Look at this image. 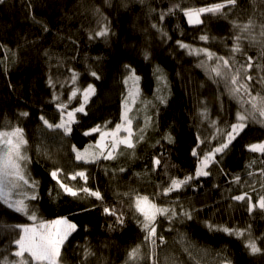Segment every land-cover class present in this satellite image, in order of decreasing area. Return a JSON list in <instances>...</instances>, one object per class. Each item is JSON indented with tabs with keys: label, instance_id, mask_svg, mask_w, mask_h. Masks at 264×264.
I'll return each mask as SVG.
<instances>
[{
	"label": "trees",
	"instance_id": "obj_1",
	"mask_svg": "<svg viewBox=\"0 0 264 264\" xmlns=\"http://www.w3.org/2000/svg\"><path fill=\"white\" fill-rule=\"evenodd\" d=\"M221 2L6 0L0 5V130H24L28 160L23 164L38 182L37 199L28 201L30 210L40 220L66 217L77 225L61 249L62 264H125L136 245H141L144 257L140 264H151V248L144 243L145 233L138 223L142 217L131 207L135 193L154 197L158 205L178 213L171 220L160 216L156 221L157 233L166 241L156 248L157 264H264V253L250 255L244 247L247 231L238 239L207 227L211 223L247 229L264 249V210L256 207L249 213L247 199L255 204L264 196L260 174L264 155L248 150L249 145L264 142V126L249 122L224 152L215 154L206 169L210 174L195 177L204 155L227 142L224 133L236 123L241 109L229 95L230 85L210 79L198 64L200 58L180 44L208 49L233 60L236 68L251 58V90L264 92L259 82L264 72L255 67L264 65V37L260 35L264 0H237L236 6L223 10V16L203 14V23L195 25L187 22L181 10ZM249 18L256 26L242 34L241 51L234 54V38L241 33L233 22L243 24ZM105 27L107 35H96ZM201 35H207L208 41H202ZM159 71L165 79L161 92ZM73 73L79 90L92 85L95 94L85 111L75 114L72 132L65 137L45 128L40 117L59 123V103L53 95L61 93V100L67 99ZM133 74L139 77L141 98L152 101L147 109L149 124L135 137V147L119 151L114 159L89 164L76 161L73 146L79 151L89 148L100 134L84 135L86 131L97 125L112 129L120 122L122 100L129 89L125 80ZM82 99L80 91L66 111L79 107ZM25 112L27 116L21 115ZM193 149L197 156L192 155ZM154 159L160 160L159 166H154ZM54 168L66 175L86 171V186L100 191L103 199L65 194L50 175ZM189 175L195 178L188 185L168 196L161 194L170 178ZM65 182L77 187L85 184L79 178ZM245 194L244 201L232 198ZM105 207L122 214L123 224L105 214ZM181 211L192 213L193 219L179 215ZM30 223L27 216L0 204V258H12V241L18 232L12 226Z\"/></svg>",
	"mask_w": 264,
	"mask_h": 264
},
{
	"label": "snow or ice",
	"instance_id": "obj_2",
	"mask_svg": "<svg viewBox=\"0 0 264 264\" xmlns=\"http://www.w3.org/2000/svg\"><path fill=\"white\" fill-rule=\"evenodd\" d=\"M5 2L6 0H0V5ZM236 4L237 0H223L221 3H213L210 6L190 7L181 10L183 11L184 16L187 17L189 24H201L203 23L201 19L203 14L223 16V10L226 7H234ZM29 7H31V5H29ZM97 11L99 10L97 9ZM161 19H163V14L161 15ZM35 22L40 23V21ZM255 26V21L251 18L243 24L233 22V27L238 28L241 34L236 35L234 38L233 47L231 49L232 53L235 54L241 51L239 42L242 39V34L250 33ZM153 27H155V25H153ZM260 28V35L261 37H264V24H261ZM45 30L47 29L45 28ZM96 35H107V27H105L104 30L98 31ZM200 39L202 41H208L209 37L207 35H201ZM254 39L255 38L253 37V40ZM180 47L189 48V46L185 44H180ZM189 52L190 54L193 52L197 55L202 54L207 57L208 61H214V65L211 66L205 65L202 61L201 66L206 68L210 79L215 80V78H219V80L226 82V86L230 85V87H228L229 95L236 100L241 109V111H238L236 114V123L231 124L230 131L224 133L227 142H221L218 147H215L211 152L205 154L203 159L199 161L195 177H200L208 176L210 174L206 169L210 163L214 162L213 158L215 154L224 152L229 144H231V142L247 127L249 122L259 123L264 126V92L254 93L251 90L250 82L253 80V76L249 73V70L254 67L251 58L248 59L246 64L236 68L233 60L226 59L223 56H217L208 49L189 48ZM125 67H127V65ZM255 67L264 72V65H255ZM92 75L96 76V73L93 72ZM76 78V73H73L71 78L73 83H75ZM96 78L99 79L98 76H96ZM128 79H131L135 86V82L139 80V77H136L133 74L129 76ZM259 82L264 85V75L260 77ZM127 83L128 80H125V84ZM78 91L82 92L83 97L80 106L71 111H66L67 105L59 103L57 105V108L61 113L59 123L50 122L45 117L41 116L40 119L45 128L50 131L62 132L65 137L71 134V125L76 122L75 114L83 113L85 111V105L90 97L95 94V88L92 85H88V87L83 90L73 89L68 100L71 101L76 98ZM138 94V88H135L134 91H129L128 95L132 98V103H135V98ZM53 100H58V97L53 95ZM131 110L127 98H125V101L122 104L120 122L116 123L114 129L102 130L101 126L97 125L90 131H86L84 135H90L94 132L100 133V138L96 141V144L90 146L99 149V151L90 152L88 149H85L81 152L73 146L72 151L75 153L76 161L89 164L96 163L101 158L114 159L120 145H124L127 149H133L135 147L133 139L135 132L133 131V118L129 116ZM65 112L67 119H65ZM201 114L206 115L205 113ZM21 115L27 116L28 113L25 112ZM106 127L107 126L105 125V129ZM141 131L143 130L141 129ZM122 132L126 133V135L122 136ZM108 138H111L110 143L107 142ZM168 139L171 142L172 138L168 137ZM27 145L28 141L25 138L24 130L22 128L14 127L0 130V204L6 205L8 209H11L16 213L27 216L28 220L32 221L31 225L16 224L12 226L13 230H18L16 233L17 238L12 241L16 246V250L12 255L17 259L8 261L7 257H2L0 258V264H62L61 249L68 237L77 230V225L72 223L66 217L58 218L53 221L40 220L38 219L36 212L31 211L29 205L25 203L26 200H36L37 196L35 191L31 194L23 192V188L25 186L32 189L38 187V182L30 178L26 168L21 163V161L28 160V157L25 154ZM248 150L253 153L264 155V142L251 144L248 146ZM192 155H198L195 149H193ZM160 163L159 159L153 160L154 166H159ZM253 163H255V161H253ZM262 163H264V161H262ZM121 171H124V169H121ZM260 174L261 176H264V170H262ZM50 175L52 179L56 181L59 188L69 196L81 199L86 197H95L96 200L103 199L100 191L92 190L86 186L88 181L86 171H75L66 175L63 169L54 168L50 171ZM195 177L189 175L185 176L183 179L170 178V183L162 187L161 194L168 196L172 192L179 191L182 187L188 185L189 181ZM77 178L83 180L85 184L77 187L65 182V179L76 180ZM239 179V176H237L236 181L238 182ZM81 194L84 195L81 196ZM124 195L128 196L130 194L125 193ZM232 198L236 201H244L246 199V194L237 195ZM247 199L249 213H251L256 207L264 210V196H261L255 204L250 198ZM131 207L135 209V213L140 217H143L142 220H138V223L141 231L145 233L144 243L151 248V254L148 259L151 260V264H157L156 248L166 243L165 238L157 233V217L163 216L166 219L171 220L176 217L178 213L174 208L158 205L154 197L150 198L147 195H141L139 193L132 195ZM104 212L107 215L116 216L117 224H123L124 220L122 214L117 215L114 209H109L108 207L104 208ZM179 215L186 217L188 220L193 219V215L190 212L181 211ZM207 227L210 231L223 232L226 235L234 236L238 239L244 237L245 232L247 231L249 238L244 243V247L249 250V254L256 255L264 253V249L258 247L256 239L251 237V233L247 229L240 230L224 226H216L211 223H209ZM185 251H187V249H185ZM86 254L90 255L91 253L86 252ZM143 258L141 245H136L128 252V258L125 261V264H140V261ZM223 264H230V262L224 261Z\"/></svg>",
	"mask_w": 264,
	"mask_h": 264
},
{
	"label": "rangeland",
	"instance_id": "obj_3",
	"mask_svg": "<svg viewBox=\"0 0 264 264\" xmlns=\"http://www.w3.org/2000/svg\"><path fill=\"white\" fill-rule=\"evenodd\" d=\"M186 19H187V17H186ZM187 22H188V19H187ZM191 25H195V24H191ZM189 48H191V49H201L200 47H189ZM188 48V49H189ZM192 54H194V55H196L198 58H200V60H199V62H198V64H199V66L206 72V73H208L207 71H206V68L204 67V66H201V62L203 61L204 63H205V65H209V66H211V65H214V63H212V61H208L207 60V57H205L204 55H202V54H200V55H197L196 53H192ZM160 73H159V87H158V90L161 92V89L162 88H164V86H165V79H164V76H163V73H161V71H159ZM209 74V73H208ZM77 75V74H76ZM128 84H129V89H128V92H127V94H125V96H124V98H123V100H122V104L124 103V101H125V98H127V102H128V105H129V107H131V112H129V116L130 117H132L133 118V131L135 132V136H134V142L136 141L135 140V137L138 135V134H140V132H142L141 131V129L143 130V131H145V129L147 128V126H148V124H149V120H150V118H149V116H148V111H147V109H148V106L151 104V100H144V99H142L141 98V96H140V93L136 96V98H135V103H132V98L131 97H129V91L130 90H135V88H138V86H137V81L135 82V86H134V82L131 80V79H128ZM67 86H69V92H68V96H67V99L66 100H61V93H59V94H57L56 96L58 97V103H64V104H66L67 105V107H68V105H70V104H72V102H73V100L75 99H72L71 101H69L68 100V97H69V95L71 94V91L73 90V89H77V90H79V87L77 86V78H76V81H75V83H73V81H72V79L69 81V83L67 84ZM79 93H80V91H78L77 92V97H78V95H79ZM156 98L158 99V100H161L162 99V97H161V95H157L156 96ZM151 101V102H150ZM65 119H67V116L65 117ZM115 128V126L112 128V129H114ZM112 129H103V130H112ZM121 135L123 136V135H126V133H121ZM100 138V134H99V137H98V139ZM97 139V140H98ZM110 139L111 138H108L107 139V142L108 143H110ZM96 140V141H97ZM96 144V142L92 145V146H94ZM86 149H88L90 152L91 151H99V149H96V148H94V147H89V148H86ZM85 150V149H84ZM84 150H82L81 152H83ZM127 150V148L124 146V145H120L119 146V148H118V150H117V153L120 151V152H124V151H126ZM21 163H22V165L24 166V164H23V161H21ZM25 167V166H24ZM36 189V188H35ZM35 189H32V188H28V187H24L23 188V192H27L28 194H31L33 191H35ZM35 194H36V191H35ZM16 198H20V197H16ZM29 200H26L25 201V203H27L28 205H29V202H28ZM30 209V208H29ZM142 219H143V217H142ZM157 219H158V217H157ZM55 220V219H54ZM50 221H53V220H50ZM31 223L30 224H28V225H31L32 224V221H30ZM16 250V246H15V244H14V249H13V251H12V253L14 252ZM12 253L10 254L11 256H12V258H8L7 260L8 261H13V260H16L17 258L15 257V256H13L12 255Z\"/></svg>",
	"mask_w": 264,
	"mask_h": 264
}]
</instances>
